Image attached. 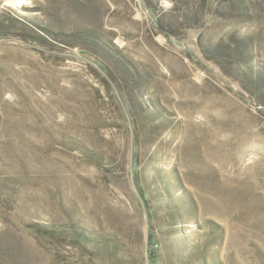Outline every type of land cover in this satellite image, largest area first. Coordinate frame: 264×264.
Wrapping results in <instances>:
<instances>
[{"label":"rangeland","instance_id":"374dc122","mask_svg":"<svg viewBox=\"0 0 264 264\" xmlns=\"http://www.w3.org/2000/svg\"><path fill=\"white\" fill-rule=\"evenodd\" d=\"M17 1L0 264H264V0Z\"/></svg>","mask_w":264,"mask_h":264},{"label":"clouds","instance_id":"9594fccd","mask_svg":"<svg viewBox=\"0 0 264 264\" xmlns=\"http://www.w3.org/2000/svg\"><path fill=\"white\" fill-rule=\"evenodd\" d=\"M218 115L219 113H214ZM194 124L206 123L208 116L204 111H196L190 117ZM241 152L246 156L248 164H254L255 162L264 158V137L253 136L241 145Z\"/></svg>","mask_w":264,"mask_h":264},{"label":"bare ground","instance_id":"6f19581e","mask_svg":"<svg viewBox=\"0 0 264 264\" xmlns=\"http://www.w3.org/2000/svg\"><path fill=\"white\" fill-rule=\"evenodd\" d=\"M22 2H24V0H19V1H17V4H21ZM16 3V2H15Z\"/></svg>","mask_w":264,"mask_h":264},{"label":"trees","instance_id":"16d2710c","mask_svg":"<svg viewBox=\"0 0 264 264\" xmlns=\"http://www.w3.org/2000/svg\"><path fill=\"white\" fill-rule=\"evenodd\" d=\"M38 40H42L43 41L44 39L42 37L38 36Z\"/></svg>","mask_w":264,"mask_h":264}]
</instances>
